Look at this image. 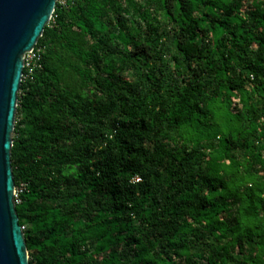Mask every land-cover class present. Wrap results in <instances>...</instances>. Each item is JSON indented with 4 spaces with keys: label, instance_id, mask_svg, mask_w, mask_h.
Masks as SVG:
<instances>
[{
    "label": "trees",
    "instance_id": "obj_1",
    "mask_svg": "<svg viewBox=\"0 0 264 264\" xmlns=\"http://www.w3.org/2000/svg\"><path fill=\"white\" fill-rule=\"evenodd\" d=\"M256 3L57 1L13 135L30 264H264Z\"/></svg>",
    "mask_w": 264,
    "mask_h": 264
},
{
    "label": "water",
    "instance_id": "obj_2",
    "mask_svg": "<svg viewBox=\"0 0 264 264\" xmlns=\"http://www.w3.org/2000/svg\"><path fill=\"white\" fill-rule=\"evenodd\" d=\"M58 0H0V264H30L15 203L12 166L25 54L44 34Z\"/></svg>",
    "mask_w": 264,
    "mask_h": 264
},
{
    "label": "built area",
    "instance_id": "obj_3",
    "mask_svg": "<svg viewBox=\"0 0 264 264\" xmlns=\"http://www.w3.org/2000/svg\"><path fill=\"white\" fill-rule=\"evenodd\" d=\"M67 0H61L62 3H66ZM42 48L36 46L28 51L24 56L25 61V67L24 69H27L28 73L27 75H31L36 68H39L42 66ZM139 180V179H138ZM24 189V184H20V186H16L15 189V203L19 204L21 203L20 193ZM23 229H25L24 226H22Z\"/></svg>",
    "mask_w": 264,
    "mask_h": 264
},
{
    "label": "rangeland",
    "instance_id": "obj_4",
    "mask_svg": "<svg viewBox=\"0 0 264 264\" xmlns=\"http://www.w3.org/2000/svg\"><path fill=\"white\" fill-rule=\"evenodd\" d=\"M251 1L252 4L256 3L257 0H247V3H249ZM257 4V3H256Z\"/></svg>",
    "mask_w": 264,
    "mask_h": 264
}]
</instances>
